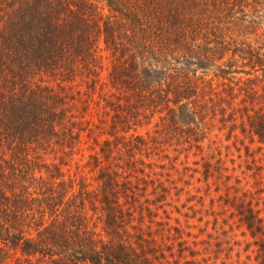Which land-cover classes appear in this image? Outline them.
<instances>
[{
	"label": "trees",
	"instance_id": "1",
	"mask_svg": "<svg viewBox=\"0 0 264 264\" xmlns=\"http://www.w3.org/2000/svg\"><path fill=\"white\" fill-rule=\"evenodd\" d=\"M94 2L0 0V264H162L163 243L155 235L163 234L151 221L164 199L156 188L164 186L150 185L153 198L145 193L142 157L163 149L159 133L197 129L215 94L212 77L252 70L255 82L257 71L264 73L259 48L228 30L254 34L256 25L224 11L234 2L264 6V0H104L102 16ZM99 41L114 90L111 99L101 98L106 118L67 122L53 86L31 79L68 77L74 69L90 77ZM225 53L209 79L195 72ZM148 108L161 130L128 133L148 118ZM246 119L251 138L264 143V112ZM78 131L87 143L89 182L66 178L61 169ZM195 132V143L205 138ZM250 201H239L238 220L264 264V218Z\"/></svg>",
	"mask_w": 264,
	"mask_h": 264
},
{
	"label": "rangeland",
	"instance_id": "2",
	"mask_svg": "<svg viewBox=\"0 0 264 264\" xmlns=\"http://www.w3.org/2000/svg\"><path fill=\"white\" fill-rule=\"evenodd\" d=\"M94 3L97 13L104 15V0ZM227 10L232 18L240 17L256 25L254 34H239L235 27L232 31L228 29L232 38L258 47L264 54V6L234 2L224 9ZM93 54L97 64L90 77L74 69L68 77L39 74L31 79L35 84L53 86L63 101L67 122L84 119L92 125L101 122V117L106 118L101 114V98L105 95L111 99L110 91L114 92L107 78L110 57L100 41ZM227 57L225 53L221 59H215L213 65L195 68V72L209 79L215 66ZM247 72L249 74L226 72L221 80L212 77L215 94L209 91L212 100L207 103L209 109L202 111L204 119L196 123L197 129L189 124L191 129L186 131L172 129L169 134L159 133L158 141L163 149L158 153L150 150L148 156L142 157L141 166L147 181L145 193L153 198L150 185L164 186L156 188L164 194V199L152 210L156 223L151 221V228L163 234L161 238L155 235L156 240L163 243L162 264H258L253 239L237 214L239 201L251 200L253 208L264 218V143H259L256 136L251 138L246 119L254 110L264 112V73L258 70L252 82L249 79L254 71ZM145 113L148 118L131 126L128 133L153 135L154 130H161L156 111L148 108ZM108 124L103 122L102 130ZM241 127L244 131H240ZM194 131L195 136L203 134L205 138L195 143L191 135ZM83 133L78 131L71 154L65 158L66 164L61 165V169L66 178L89 182V172L84 165L88 150ZM50 156L49 151H44L41 159L48 162ZM182 240L183 243L177 244Z\"/></svg>",
	"mask_w": 264,
	"mask_h": 264
}]
</instances>
